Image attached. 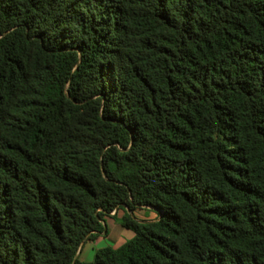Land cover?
<instances>
[{"label":"trees","instance_id":"trees-1","mask_svg":"<svg viewBox=\"0 0 264 264\" xmlns=\"http://www.w3.org/2000/svg\"><path fill=\"white\" fill-rule=\"evenodd\" d=\"M0 264H264V0H0Z\"/></svg>","mask_w":264,"mask_h":264},{"label":"rangeland","instance_id":"rangeland-1","mask_svg":"<svg viewBox=\"0 0 264 264\" xmlns=\"http://www.w3.org/2000/svg\"><path fill=\"white\" fill-rule=\"evenodd\" d=\"M133 213L137 217H141L142 215H146L148 211L145 209H140L136 208ZM106 224H107V234L105 237H102L100 240H96L93 242L92 247H101V246H117L119 245L122 241H125L127 236L125 235V231H123L119 225V222L111 218L109 219L108 217L105 218ZM85 254V255H84ZM82 254L83 257L88 258L91 256L90 253H84ZM94 254V253H93Z\"/></svg>","mask_w":264,"mask_h":264},{"label":"crops","instance_id":"crops-1","mask_svg":"<svg viewBox=\"0 0 264 264\" xmlns=\"http://www.w3.org/2000/svg\"><path fill=\"white\" fill-rule=\"evenodd\" d=\"M140 209H145L146 211H148V213L145 215H142L141 217H137L135 216V214L133 213V216L135 217L136 220L138 221H153V220H156L158 218V212L151 208V207H143V208H140ZM109 219H111L112 217H108ZM120 225V224H119ZM121 229L123 231H125V235L127 236V238H130L132 237L133 233L131 230L127 229V228H124L120 225ZM107 234V224H106V221H105V231L102 232L101 234H99L97 237H95L94 239H90V240H86L82 245H81V248L79 249L78 253H77V258L81 261H90L92 258H93V253L96 249L98 248H101V247H92L91 244H93L94 241L96 240H100L102 237H105ZM124 241H122L119 245H121ZM119 245L117 246H114L115 247H118ZM112 247V246H111ZM91 252V256L88 257V258H85L83 257L82 254L84 253H90ZM85 255V254H84Z\"/></svg>","mask_w":264,"mask_h":264}]
</instances>
